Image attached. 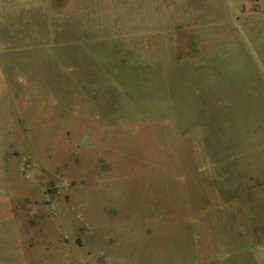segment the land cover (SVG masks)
<instances>
[{"label":"rangeland","instance_id":"1","mask_svg":"<svg viewBox=\"0 0 264 264\" xmlns=\"http://www.w3.org/2000/svg\"><path fill=\"white\" fill-rule=\"evenodd\" d=\"M220 1L0 0V264H264V47Z\"/></svg>","mask_w":264,"mask_h":264},{"label":"crops","instance_id":"2","mask_svg":"<svg viewBox=\"0 0 264 264\" xmlns=\"http://www.w3.org/2000/svg\"><path fill=\"white\" fill-rule=\"evenodd\" d=\"M223 4L215 0L216 5ZM226 6H222L229 15L228 26L234 31L235 42L237 39L244 46L251 45L250 33L261 32L262 46L264 47V0H225ZM221 6V5H220ZM264 56V49L263 54ZM10 80L6 72V66L0 57V102L10 94Z\"/></svg>","mask_w":264,"mask_h":264}]
</instances>
